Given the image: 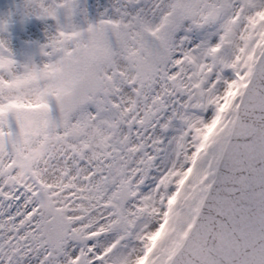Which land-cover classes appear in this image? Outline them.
<instances>
[{
  "label": "snow or ice",
  "instance_id": "obj_1",
  "mask_svg": "<svg viewBox=\"0 0 264 264\" xmlns=\"http://www.w3.org/2000/svg\"><path fill=\"white\" fill-rule=\"evenodd\" d=\"M92 2L24 3L70 111L0 38V264H264V0Z\"/></svg>",
  "mask_w": 264,
  "mask_h": 264
},
{
  "label": "flooded vegetation",
  "instance_id": "obj_2",
  "mask_svg": "<svg viewBox=\"0 0 264 264\" xmlns=\"http://www.w3.org/2000/svg\"><path fill=\"white\" fill-rule=\"evenodd\" d=\"M25 0H0V19L6 20L5 30H0V38H4L11 48L15 59L22 62L28 57L40 60V45L55 27L51 18H43L34 14H24ZM89 9V17L95 13L92 0H84Z\"/></svg>",
  "mask_w": 264,
  "mask_h": 264
},
{
  "label": "clouds",
  "instance_id": "obj_3",
  "mask_svg": "<svg viewBox=\"0 0 264 264\" xmlns=\"http://www.w3.org/2000/svg\"><path fill=\"white\" fill-rule=\"evenodd\" d=\"M32 2H35V0H32ZM77 30L82 33L84 28L78 26ZM21 63L25 71L49 82L47 98L62 105L66 110L70 111L74 95L82 92L83 88L87 86L86 78H82L68 86L67 76L75 69L77 64L75 60L70 63L64 57L58 56L53 65L55 68L54 73L48 71L47 62L42 59L37 60L28 57Z\"/></svg>",
  "mask_w": 264,
  "mask_h": 264
}]
</instances>
